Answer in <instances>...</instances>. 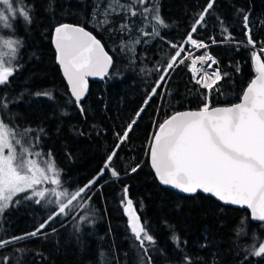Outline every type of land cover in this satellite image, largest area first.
Listing matches in <instances>:
<instances>
[{"label":"trees","instance_id":"obj_1","mask_svg":"<svg viewBox=\"0 0 264 264\" xmlns=\"http://www.w3.org/2000/svg\"><path fill=\"white\" fill-rule=\"evenodd\" d=\"M19 3L29 12L31 23L18 20L11 28L21 47L17 70L0 85L1 120L20 133L30 130L38 148L50 153L60 168L63 188L71 192L89 184L108 156L114 151L116 155L109 170L87 191L84 207L58 216L37 236L27 234L40 228L53 210L23 202V194L20 203L6 208L0 217V244L12 242L0 247V264L5 258L7 264H149V257L151 264H264V257L249 254L253 244L259 247L264 242V222H251L245 210L202 194L181 196L161 187L147 160L155 121L161 123L179 110L200 109L205 103L233 104L255 74L254 52L227 44L209 47L222 77L211 89L195 85L185 66L171 72L188 50L189 34L204 44L212 39L248 43L249 36L264 43V0H214L198 25L209 0H145L134 6L132 0ZM154 13L167 27L152 18ZM60 23L91 31L113 59L105 79L90 82L80 106L70 97L55 64L50 37ZM181 47V56L172 61ZM157 82L158 94L152 95ZM38 92L51 96H37ZM141 108L144 111L137 117ZM133 120L128 138L121 142L119 137ZM113 169L118 178L112 177ZM126 199L154 237V246L145 243L147 254L127 225ZM86 209L91 211L88 222L76 230L74 224ZM174 233L179 247L171 239Z\"/></svg>","mask_w":264,"mask_h":264},{"label":"snow or ice","instance_id":"obj_2","mask_svg":"<svg viewBox=\"0 0 264 264\" xmlns=\"http://www.w3.org/2000/svg\"><path fill=\"white\" fill-rule=\"evenodd\" d=\"M132 2L134 6L144 4L145 0H132ZM16 3L17 0H0V5L3 6L0 8V23L5 28L11 27L9 18L15 19L17 15L23 16L26 22L31 23L29 12L22 5L19 8L15 7ZM213 3L214 0H209L204 13L196 21L197 25L204 19V14L213 7ZM144 11L147 13L150 10L145 8ZM93 15L95 16L96 13ZM132 15H136L134 7ZM154 19L161 26L167 27L159 15H156ZM244 27H249L248 15L244 16ZM196 30L194 26L192 32ZM153 31L154 34H159L155 26ZM188 40L193 45L204 46L192 39L191 33ZM19 43L18 40L3 41L2 48H7L8 51L0 50V85L6 84L9 77L17 70L14 65L17 61L18 49L14 45ZM53 43L57 52V62L62 66L64 75L71 85L72 96L77 106H80L81 98L85 95L87 88L86 77L107 74L109 66L113 63L112 58L105 52L101 42L95 36L78 25L59 24L55 28ZM248 43L254 44L251 36ZM171 46L177 47L175 44ZM183 51L181 47L172 56V61H176ZM252 55L253 59L258 61L256 53ZM186 59L187 57L179 63H185ZM198 59L203 63L205 57L200 56ZM192 63L195 65L196 60ZM208 67L211 68L212 65L209 64ZM172 68L173 63L170 62L168 69ZM193 71L195 72V69ZM255 71L257 75L243 91L239 103L229 107L215 108H210L209 104L205 103L198 111L176 112L159 123L158 131L154 133L153 142L150 145V154L151 167L162 184L171 185L189 195L202 192L216 197L225 204L246 206L251 210L253 220L264 222V63L257 62ZM205 76L208 78L201 76L197 83L203 81L202 86L209 89L222 78L219 70L211 75L205 73ZM164 79V76L160 77L161 81ZM208 80H211V83ZM159 87L160 84L157 82V86L152 89V95L158 94ZM36 95L51 96L46 92H38ZM150 99L151 96L145 104ZM3 107L6 108L7 103H4ZM80 110L83 114L84 109L81 107ZM143 111L144 108H141L136 114L137 117ZM135 123L136 121L133 120L123 136L119 137L121 142L128 138ZM28 131L30 130L19 133L0 121V214L13 202L20 203L18 197L21 194L24 200L39 198L35 200L37 204L43 200L47 205L58 207V210H53L40 228L27 234L34 237L58 216L67 215L77 207H84L81 201L85 199L87 190L109 170L116 152L108 156L100 174L89 181V184L75 192H69L63 188L60 170L51 159L41 166L38 160L32 158L40 157L41 153L35 152L31 145L26 144L24 136ZM119 147L120 145H117V149ZM48 155L51 156L50 153ZM132 171L135 172L136 168ZM111 175L118 178L119 173L113 169ZM45 184L52 187H37ZM126 192L127 188H125ZM131 205L132 202L129 200L126 211L131 208ZM84 219L85 217L82 216L81 220ZM129 225L140 247L147 254L149 249L144 242L148 241L154 246V237L146 231V225H141L139 218L134 214L129 219ZM237 235H240L239 230ZM23 238L15 237L14 239ZM171 239L179 247V238L175 233ZM11 242L4 241L3 244ZM3 244H0V247ZM249 254L264 257V243L259 244V247L253 244ZM7 259L5 258L2 264H7ZM149 264H151L150 257Z\"/></svg>","mask_w":264,"mask_h":264},{"label":"water","instance_id":"obj_3","mask_svg":"<svg viewBox=\"0 0 264 264\" xmlns=\"http://www.w3.org/2000/svg\"><path fill=\"white\" fill-rule=\"evenodd\" d=\"M60 24H62V23H60ZM67 24H72V23H67ZM58 25H59V24H58ZM58 25H56V26H54V27L52 28V31H51V37H50V42H51L52 48H53V50H54L55 64L57 65V67H58V69H59V71H60L61 77H62V79H63V81H64V83H65V85H66V87H67V90H68V93H69L70 97L72 98V100H73L74 102H76V101H75V98L72 96L71 85L68 83V80H67V78H66L65 75H64V72H63V68H62V66L57 62V59H56V57H57V52H56L55 45H54V43H53V37H54V34H55V28H56ZM72 25H76V24H72ZM78 26H81V25H78ZM81 27H83V26H81ZM83 28H84L86 31L90 32L93 36H95L91 31H89V30L86 29L85 27H83ZM95 37H96V36H95ZM96 39H98V38L96 37ZM98 40H99V39H98ZM99 41H100V40H99ZM100 42H101V41H100ZM101 45H102V47L104 48L105 52H106V53L112 58V56H111L110 53L106 50V48L104 47V45L102 44V42H101ZM256 56H257V58H258V61H257V60H254L253 57H252V59H251V63H252V67H253L254 71H255V68H256L257 62H259V63H264L263 60H262V57H261L258 53H256ZM112 61H113V59H112ZM112 64H113V63H112ZM111 68H112V65L109 66L108 73H109V71L111 70ZM174 70H175V69H173L172 72H173ZM108 73L105 74V75H103V76H89V77H86L87 88H86V91H85V95L81 98L80 103H81V102L87 97V95H88L90 82H100V81H102L103 79H105V77L108 75ZM256 75H257V73H256V71H255L254 76L250 79V81H249V82L247 83V85L244 87L243 91L247 88V86H248V84L251 82V80L254 79V78L256 77ZM243 91H242V94H243ZM242 94H241V96H242ZM241 96H240L239 100H238L237 102L233 103V104L239 103L240 100H241ZM233 104H230V105H219V106H214V107H210V108H215V107H229V106H231V105H233ZM198 110H199V109H183V110H179V111H176V112H187V111H198ZM176 112L171 113V114H170L169 116H167L165 119L169 118L170 116H172V115L175 114ZM165 119H163V120L161 121V123H162ZM158 127H159V125H158ZM158 127H157L156 130L153 132L152 137L150 138V144H149V149H148V158H147V160H148V165H149V167H150V169H151V171H152L154 177L156 178V180H157V182L159 183V185H160L161 187H163V188H166V189H168V190H171V191H173V192H175V193H177V194H179V195H181V196H193V195H189V194H186V193H182L179 189L173 188L171 185H164V184H162V183L159 181V179L157 178L154 169L151 167L150 145H151V143L153 142L154 133H156V132L158 131ZM198 194H202V195H204V196L210 197V198L214 199L216 202H218V203L221 204V205H224V206H227V207H230V208H234V209L245 210V211L248 213V216H249V219H250L251 222H254V223H263V222L258 221V220H253V219H252V215H251V210L248 209L246 206L225 204L223 201H220V200H218L216 197L210 196L209 194H205V193H202V192H200V193H198ZM124 214H125V216L128 218V220L130 219V217L133 216V214H134L135 217H138V218H139L137 212L134 210V208H133L132 206H131L130 209H128V211H125ZM139 222H140V220H139Z\"/></svg>","mask_w":264,"mask_h":264},{"label":"rangeland","instance_id":"obj_4","mask_svg":"<svg viewBox=\"0 0 264 264\" xmlns=\"http://www.w3.org/2000/svg\"><path fill=\"white\" fill-rule=\"evenodd\" d=\"M3 6L2 5H0V8H2ZM15 7H17V8H19V7H21V4L19 3V0H17V3L15 4ZM157 14L156 13H154L153 15H152V18L154 19V17L156 16ZM22 21V22H24L25 20H24V18H23V16H19V15H17V17L15 18V19H12L11 17L9 18V23L11 24V27H9V28H5V27H3V25H2V23H0V50H2V51H4V52H7L8 51V49L7 48H2V45H3V41L4 40H13V41H19L20 43L18 44V45H14L15 47H17V49H18V51H17V53H16V56H17V58H18V54H19V50H20V47H21V41L19 40V39H17L14 35H13V33H12V30H11V28L13 27V25H14V22H16V21ZM155 20V19H154ZM187 43L189 44V45H192V43H191V41L190 40H188L187 41ZM250 45H260V46H263L264 47V43L261 41V40H259V41H257V42H254V44H250ZM18 60V59H17ZM14 67L15 68H17V61H16V63H15V65H14ZM172 72V71H171ZM13 76V75H12ZM10 78V77H9ZM158 120H161V119H159L158 118ZM0 121H2L1 120V118H0ZM3 122V121H2ZM4 123V122H3ZM159 123H160V121H157V123H156V121L154 122V130H156V128L158 127V125H159ZM5 124V123H4ZM7 125V124H6ZM10 127V126H9ZM11 128V127H10ZM12 129H14V128H12ZM16 130V129H15ZM17 132H19L18 130H16ZM20 133V132H19ZM24 140H25V142H26V144H28V145H31L32 146V148H33V150L35 151V152H39V153H41V156L40 157H32L33 159H36V160H38L39 161V163H40V165L41 166H43V163L45 162V161H47V160H49V159H51L53 162H54V160H53V158L50 156L49 157V153H46V152H44L42 149H40V148H38V146H37V142H35L34 140H32L31 139V137H30V134H28L27 133V135H25L24 136ZM55 163V162H54ZM55 165H56V163H55ZM56 168L57 169H59L60 170V168L56 165ZM60 174H61V170H60ZM114 178H117V177H114ZM38 188H40V187H52L51 185H47V184H45V185H38L37 186ZM92 187V186H91ZM90 187V188H91ZM89 190V189H88ZM87 190V191H88ZM77 191V190H76ZM69 192H71V191H69ZM72 192H75V191H72ZM36 199H39V198H33L32 200H23V202H26V203H31V204H37L36 202H35V200ZM82 202V201H81ZM74 204L76 203L75 201L73 202ZM39 205H41V206H43L44 208L46 207L47 209H49V210H58V207H56V206H51V205H47L43 200L41 201V203L39 204ZM132 206V205H131ZM126 208H128V200L126 199V201H125V207H124V213H125V211H126ZM87 211H85L84 213H83V217H85V219L84 220H81V217H79L77 220H76V222H75V224H74V227H75V229L77 230V229H79V228H82L85 224H86V222H88V219H87V216H89L90 215V210H88V209H86ZM53 212V211H52ZM52 212H51V214H52ZM64 216H66V215H60V217L62 218V217H64ZM0 217H1V214H0ZM126 222H127V225H128V227H129V229H130V231H131V233H132V235H133V238L134 239H136V237H135V234L132 232V230H131V227H130V225H129V220H128V218L126 217ZM261 228L262 229H264V223L261 225ZM143 235V234H142ZM139 242V241H138ZM148 241H145L144 243H147ZM262 243H264V242H262ZM141 264V263H140Z\"/></svg>","mask_w":264,"mask_h":264},{"label":"built area","instance_id":"obj_5","mask_svg":"<svg viewBox=\"0 0 264 264\" xmlns=\"http://www.w3.org/2000/svg\"><path fill=\"white\" fill-rule=\"evenodd\" d=\"M215 41V42H213ZM198 44L202 43L200 41H197ZM204 46H198V45H189L188 50L184 53V55L179 59H185V57H187V59L185 60V63L181 64L179 63V61L176 63L175 67L173 69H176L177 67H181V66H185L186 69L190 72L191 76H192V82L199 86L202 87L204 89H209V88H205L202 86V83H197V80L200 79L201 76H204L205 79H207L208 77L205 76V73H207L208 75H211V73H213L218 69L217 66V60L216 58L212 55V53L209 51V47L212 45H216V44H227V45H236L239 46L241 48L244 49H249L252 52L258 53L261 57L264 58V47L260 46V45H250L249 43H242V42H233V41H216L215 39H212L210 41V43L204 44L202 43ZM200 56H204L205 59L203 61V63L200 62V60L198 59V57ZM207 57H211L212 59L209 60ZM193 60H196V64L193 65ZM213 61H216V63H213ZM211 64L212 67L209 68L208 65ZM193 69H195V72L193 71ZM195 77V78H194ZM213 79H215V77H213ZM209 83H211V80H208Z\"/></svg>","mask_w":264,"mask_h":264},{"label":"bare ground","instance_id":"obj_6","mask_svg":"<svg viewBox=\"0 0 264 264\" xmlns=\"http://www.w3.org/2000/svg\"><path fill=\"white\" fill-rule=\"evenodd\" d=\"M203 43V42H202Z\"/></svg>","mask_w":264,"mask_h":264}]
</instances>
